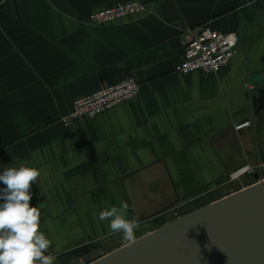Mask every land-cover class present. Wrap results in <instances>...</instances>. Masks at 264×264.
Listing matches in <instances>:
<instances>
[{"label":"crops","instance_id":"obj_1","mask_svg":"<svg viewBox=\"0 0 264 264\" xmlns=\"http://www.w3.org/2000/svg\"><path fill=\"white\" fill-rule=\"evenodd\" d=\"M131 1L0 0V264L30 227L9 264H60L92 236L264 162V107L232 129L252 120L249 94L264 81V0H138L141 18L84 23ZM204 27L237 35L236 54L216 74L173 73L181 30ZM124 75L138 79L136 98L69 128L58 121Z\"/></svg>","mask_w":264,"mask_h":264},{"label":"water","instance_id":"obj_2","mask_svg":"<svg viewBox=\"0 0 264 264\" xmlns=\"http://www.w3.org/2000/svg\"><path fill=\"white\" fill-rule=\"evenodd\" d=\"M260 80L249 94L252 121L258 118L256 110L264 107ZM252 177L260 179V175ZM93 185L97 189L103 184ZM31 228L19 246L9 248L4 264L22 251ZM90 244L94 242L65 254L74 255ZM87 264H264V180L169 220Z\"/></svg>","mask_w":264,"mask_h":264},{"label":"built area","instance_id":"obj_3","mask_svg":"<svg viewBox=\"0 0 264 264\" xmlns=\"http://www.w3.org/2000/svg\"><path fill=\"white\" fill-rule=\"evenodd\" d=\"M149 11L143 3L138 0L131 2H120L107 5L101 9L91 12L85 25L104 26L108 24H118L121 21L134 15L139 18L145 16ZM181 56L177 59L173 73L180 76L189 75L191 72L216 74L217 71L226 67L232 55L236 54L237 35L232 32L219 33L208 28L181 30ZM264 41V36H263ZM139 81L132 75H124L117 83L103 84L97 90L72 100L71 112L58 117V121L64 128H69L74 122L92 119L103 115L111 109L119 107L124 102L136 98L138 94ZM251 120L246 119L237 124H233L232 129L237 132L245 130L251 125ZM253 175L264 177V162L257 165H244L240 170L229 176L233 181L241 176L250 177L251 184L254 183ZM258 182V181H257Z\"/></svg>","mask_w":264,"mask_h":264},{"label":"rangeland","instance_id":"obj_4","mask_svg":"<svg viewBox=\"0 0 264 264\" xmlns=\"http://www.w3.org/2000/svg\"><path fill=\"white\" fill-rule=\"evenodd\" d=\"M251 183L252 182L249 176L248 177L241 176L238 179L235 178V180L226 183L223 181L222 184L217 189L213 191H209L205 195H202L200 197H195L193 199H188L187 201L184 200L182 204L176 206L170 205L167 208V210L164 212V214H161L160 216L157 214L155 215V217H152L151 219H148L146 221L143 220L142 222H139L140 220H138L139 222L137 223L138 226H133V228L131 227L128 230L122 232L121 234L119 233L120 235L116 234L113 237L92 236L93 239L92 241L95 244L100 242V244H102V247L98 248L93 252L91 251L87 259L78 257L74 261L68 262L67 264H87L90 261H94L102 257L103 254H107L115 250L117 247H122L130 240L133 241L134 239L142 236L144 233L146 234L155 230L157 227H160L161 225L169 222V220H173L175 218L181 217L183 214H187L192 210H195V208L197 207L199 208L201 206L209 204V202H213L217 199H220L222 198V195L225 196L232 192H235V190L237 189L239 190L248 187V185H250ZM106 242H108V244H106Z\"/></svg>","mask_w":264,"mask_h":264},{"label":"flooded vegetation","instance_id":"obj_5","mask_svg":"<svg viewBox=\"0 0 264 264\" xmlns=\"http://www.w3.org/2000/svg\"><path fill=\"white\" fill-rule=\"evenodd\" d=\"M160 215L161 214H159V216ZM117 234H119V233H117ZM106 244H108V242H106ZM100 247H102V244H100V242H99V243H96V244L95 243L94 244H90L89 246H86L85 248L80 249L79 252L77 251L74 255L73 254H68V253L65 254L64 253L63 256H61L60 264H67L68 262L74 261L78 257L87 259V257L89 256L91 251L93 252V251L97 250Z\"/></svg>","mask_w":264,"mask_h":264},{"label":"bare ground","instance_id":"obj_6","mask_svg":"<svg viewBox=\"0 0 264 264\" xmlns=\"http://www.w3.org/2000/svg\"><path fill=\"white\" fill-rule=\"evenodd\" d=\"M263 180H264V177H263ZM256 181H259V179H257ZM256 181L254 183H256Z\"/></svg>","mask_w":264,"mask_h":264}]
</instances>
